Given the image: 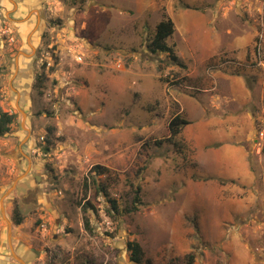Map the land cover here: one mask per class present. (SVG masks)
I'll list each match as a JSON object with an SVG mask.
<instances>
[{"label": "rangeland", "instance_id": "rangeland-1", "mask_svg": "<svg viewBox=\"0 0 264 264\" xmlns=\"http://www.w3.org/2000/svg\"><path fill=\"white\" fill-rule=\"evenodd\" d=\"M134 2L0 0V264H264V0Z\"/></svg>", "mask_w": 264, "mask_h": 264}, {"label": "trees", "instance_id": "trees-1", "mask_svg": "<svg viewBox=\"0 0 264 264\" xmlns=\"http://www.w3.org/2000/svg\"><path fill=\"white\" fill-rule=\"evenodd\" d=\"M175 32V23L173 19L169 16H163V18L157 23L155 27V33L153 35V38L151 39V42L148 44V48L156 53V52H165L168 54L170 58H172L175 62H177L179 65H181V61L179 60V57L175 54L174 48L168 44V39L174 34ZM15 115L6 111H3L0 107V136L6 134L10 130L11 124L15 121ZM189 121L187 119L183 118L181 115L177 114L175 115L168 124V131L169 136L166 138L167 142H170L171 144L178 146L177 138L182 133V130L186 124H188ZM158 144L161 143V141H157ZM45 152L49 151V147L46 146L44 148ZM96 174H102L101 166L96 165ZM86 186H89L86 183ZM96 180L92 181V189L96 190ZM101 190H104V188H101ZM141 186L137 185L135 187V196L134 200L131 203V206L126 208L125 210H122L119 208L118 202L115 199L109 200V212L112 214H121L122 212L127 214L131 212H135L138 210L139 204H141ZM14 212V222L16 224H21L23 222V217L20 214L19 209L16 207L13 210ZM127 249L130 251V258L132 261L136 263H141L144 255V251L142 246L139 242L133 240L129 241L127 243ZM191 260H194V257H191Z\"/></svg>", "mask_w": 264, "mask_h": 264}, {"label": "water", "instance_id": "water-1", "mask_svg": "<svg viewBox=\"0 0 264 264\" xmlns=\"http://www.w3.org/2000/svg\"><path fill=\"white\" fill-rule=\"evenodd\" d=\"M26 177V172H24L23 173V175H19L18 177H17V179L15 180V182L13 183V185H12V187L10 188V189H8V191H7V193H10L11 191H12V189H14L16 186H17V184H18V182L20 181V180H22V179H24ZM39 176H37V181H39ZM1 202V210H2V212L4 213V199L3 198H1V200H0ZM5 217V219H6V221H7V223H8V234H9V240H10V242H11V238H10V235H11V233H12V221L9 219V218H7L6 217V215L4 216ZM14 256L22 263V264H26V262L20 257V256H18L17 254H15L14 253Z\"/></svg>", "mask_w": 264, "mask_h": 264}, {"label": "flooded vegetation", "instance_id": "flooded-vegetation-1", "mask_svg": "<svg viewBox=\"0 0 264 264\" xmlns=\"http://www.w3.org/2000/svg\"><path fill=\"white\" fill-rule=\"evenodd\" d=\"M33 190H34L33 187H29V188L27 189V192L32 193ZM12 244H13V243H12V240H11V242H10V240H9V242H7V246H8L9 249L11 250V255H13L12 257H14V253H15V254H17V253L15 252L14 247L12 246ZM31 252H33V253H35V254H39V255H36L38 258L41 257V255H40V251H39V250H36V249L33 248V250H32ZM17 255H18V254H17ZM18 256H20V255H18ZM20 257L26 262V264H28V261L26 260V258H23L22 256H20ZM17 261H18L20 264H22L18 259H17Z\"/></svg>", "mask_w": 264, "mask_h": 264}, {"label": "crops", "instance_id": "crops-1", "mask_svg": "<svg viewBox=\"0 0 264 264\" xmlns=\"http://www.w3.org/2000/svg\"><path fill=\"white\" fill-rule=\"evenodd\" d=\"M132 3H133V5H135V2H134V0H132ZM137 4V3H136ZM155 4V3H154ZM145 7H143V8H147L148 6L147 5H144ZM154 6V5H153ZM124 6H121V8H119L120 9V12L122 11H124ZM167 12L169 13L170 12V9L169 8H167ZM170 14V13H169ZM170 17H172V15L170 14ZM224 149H227L226 151H229V152H235V148L233 147V146H231V145H226V148H224ZM241 148H238V150H240ZM225 151V150H224ZM225 151V152H226ZM227 156V155H226ZM225 156V157H226ZM223 159V158H222ZM220 163L221 164H225V162H223V160H220ZM219 163V164H220ZM228 164V168H230V163H227ZM226 165V164H225ZM218 166V165H217ZM221 172H225V171H221Z\"/></svg>", "mask_w": 264, "mask_h": 264}, {"label": "built area", "instance_id": "built-area-1", "mask_svg": "<svg viewBox=\"0 0 264 264\" xmlns=\"http://www.w3.org/2000/svg\"><path fill=\"white\" fill-rule=\"evenodd\" d=\"M80 60V59H79Z\"/></svg>", "mask_w": 264, "mask_h": 264}]
</instances>
